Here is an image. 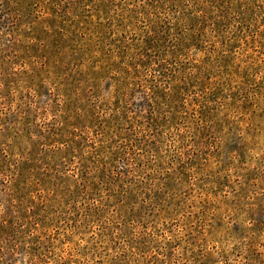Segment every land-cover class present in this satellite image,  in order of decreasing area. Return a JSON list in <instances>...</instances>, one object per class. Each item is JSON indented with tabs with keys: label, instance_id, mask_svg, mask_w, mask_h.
I'll return each mask as SVG.
<instances>
[{
	"label": "rangeland",
	"instance_id": "obj_1",
	"mask_svg": "<svg viewBox=\"0 0 264 264\" xmlns=\"http://www.w3.org/2000/svg\"><path fill=\"white\" fill-rule=\"evenodd\" d=\"M0 264H264V0H0Z\"/></svg>",
	"mask_w": 264,
	"mask_h": 264
}]
</instances>
